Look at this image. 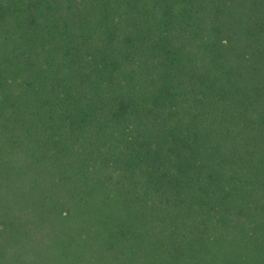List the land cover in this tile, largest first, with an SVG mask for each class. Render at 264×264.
Listing matches in <instances>:
<instances>
[{
	"label": "trees",
	"instance_id": "trees-1",
	"mask_svg": "<svg viewBox=\"0 0 264 264\" xmlns=\"http://www.w3.org/2000/svg\"><path fill=\"white\" fill-rule=\"evenodd\" d=\"M0 264H264V0H0Z\"/></svg>",
	"mask_w": 264,
	"mask_h": 264
}]
</instances>
